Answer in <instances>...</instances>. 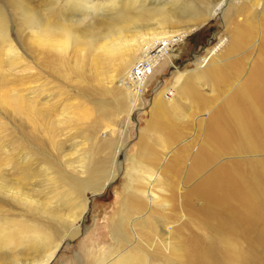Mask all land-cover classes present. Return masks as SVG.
I'll list each match as a JSON object with an SVG mask.
<instances>
[{
    "label": "bare ground",
    "instance_id": "1",
    "mask_svg": "<svg viewBox=\"0 0 264 264\" xmlns=\"http://www.w3.org/2000/svg\"><path fill=\"white\" fill-rule=\"evenodd\" d=\"M34 1L44 5L35 7ZM178 1L0 0V108L2 115H20L17 137L22 139L10 141L0 122V264H51L66 243L82 234L81 222L90 209L91 197L85 191L87 185L94 184L84 179L87 156L67 159L64 150L67 141L77 145L75 138H70L72 130L65 116L71 117V106L66 108L62 96L58 99L50 92L49 80L43 77L52 64L49 50L57 52L64 64L70 52L81 59L80 70L86 80H93L92 74L86 75L87 67L93 68L98 58L104 60L103 79L93 69L94 81L101 83V95H106L113 82L124 86L128 110L119 104L112 110V125L123 128L143 109L142 95L148 82L141 93L128 86L130 70L143 53L160 42L184 40L215 15L226 14L232 2L245 0L216 1L204 21L197 19L195 8L187 1ZM255 2L252 6L256 7ZM173 20L184 25V31L168 28ZM261 30L264 48V26ZM223 41L211 48L205 59L197 60L194 71L174 68V84L155 90L150 124H158L165 111H176L179 101H187L196 89V83L222 75L224 58L218 60L217 70L204 69L219 56V49L226 47L227 40ZM237 45L229 47L226 55ZM116 54L118 60L109 62L108 57ZM235 66L241 69L237 63ZM106 73L112 80L107 84ZM61 74L64 78V69H59L58 79ZM167 93L169 97H165ZM160 98L169 100L159 103ZM234 101L238 105L233 104L235 111L226 109L228 102L210 118L204 146L183 179L186 184L200 180L221 156H264V59L237 89ZM97 104L104 115L109 113L106 99ZM128 142L119 140L107 173L92 172L91 180L96 182L93 196L101 195L119 178V169L128 159ZM11 143L18 144L16 150ZM166 159L151 158L149 165L134 161L130 180L135 185L126 192L122 219L111 227L116 250L95 264H264V255L258 253L261 238L254 236L264 220V168L258 171L264 160L217 166L193 189L185 192L181 183L170 193L162 181L166 173L161 167L168 163ZM46 165L53 169V177L46 172ZM238 242L243 244L241 248Z\"/></svg>",
    "mask_w": 264,
    "mask_h": 264
},
{
    "label": "rangeland",
    "instance_id": "2",
    "mask_svg": "<svg viewBox=\"0 0 264 264\" xmlns=\"http://www.w3.org/2000/svg\"><path fill=\"white\" fill-rule=\"evenodd\" d=\"M183 1H187L195 8L197 19L204 21L208 19L210 9L216 6V1L218 0H179L178 2L181 3ZM248 1H250V3H248ZM254 2L255 4L257 3L256 7L252 6ZM34 4L35 7L44 5L36 1H34ZM263 26L264 0H245L240 3H236V1L232 2L226 14L215 15L206 25L192 32L191 35L187 36V38L169 53L170 55L165 57L161 65L159 64L156 68L157 71L148 81L147 89L143 92V109L137 111L135 119L129 121L125 126L126 129L123 127L124 130H122L123 128L122 126L120 127V125L116 128L112 125V119L114 118L113 109L117 107V104H119V107L121 106V108H124V110H128V94L124 86H120L118 83L113 82L109 89L106 88V95H101V83L98 80L94 81L95 78H97L92 73L94 71L99 78L103 79V67L106 65L104 60L98 58L97 62L93 63V68L87 67L86 75L88 74L87 76H90L92 74L93 80H86L82 77L84 71L80 70L82 65V62H80L81 59L78 60V58H73L70 52L64 64L63 61L60 62L58 60L60 55L57 52L49 50L52 58L50 57L48 61L52 64L51 68L47 69L48 73H43V77L49 80L47 83L50 92L52 94L54 93L58 99H61L62 96L63 99L61 100L67 102L66 108L70 106V108H72H69V111H72L71 117H68V113H66L65 116L66 121L69 123L68 127L72 130V136H70V138H75L74 141L77 145L72 146L73 141L66 142L64 146V150H66L65 153L68 155L66 158L71 160L75 159L77 161L83 154L86 155V167H88V172L84 176V179L90 180L94 184V186H86L85 194L91 197V202L90 209L81 222L82 234L75 240L66 243L51 264H95L97 259L100 257L106 258L107 254H111L116 250V245L111 237V227L114 223L122 219L126 192H128V188L135 185V183L130 180V175L134 174V161H141L144 165H149V163H151V158H157V160L162 161L164 156L167 157L166 160L168 163L161 167V169H163V174L166 173L163 175L164 179L162 178V181H164L163 188L171 193L172 188L174 186H181V183L184 184V186H181L183 191L186 192L193 189L200 180L211 174L212 171L214 172L218 169L216 168L217 166H224L227 164H236L239 166L240 164L242 165V161L245 164L246 162H253L257 158L262 161L264 160V156L254 157V159L251 157L241 156L236 158L224 155L219 157L216 162L206 170L207 172L205 171V173L200 176V180H193L191 181L192 183L189 182L187 184L184 181L185 174L190 170L195 160L194 158L197 156L202 146H204L206 132L208 131L207 124L210 118L222 107L226 108L225 105H227L228 102L229 107L227 106L226 109L230 111H235L237 109L235 106L238 105L234 101V95L237 89H239L240 85L249 77L255 64L264 59V48L262 46L261 37V29ZM168 28L178 32L184 31V25L177 20H173L170 26L168 25ZM13 30L14 38L16 39V30ZM178 36H180V34ZM214 38L215 40H213ZM223 40H227L225 42V44H227L226 47H221V49H219V56L216 59H211L209 65L204 69L205 71L207 69L211 71L217 70L218 66H220L218 60L224 58V67L222 69L220 68L221 74L224 75L223 78L221 75L217 78L218 80L220 79L219 81L217 79L208 78L196 83L194 86L196 89L190 93L187 101H179L181 103L177 105L176 111H165L158 117L160 118L158 124H150V122L153 121L152 117L155 110L152 100L157 98L155 90H165L174 84L177 74L174 68H178L182 72L194 71L197 69V62L205 59L209 50L219 45V41ZM236 43H238L237 47L235 46L236 49L233 50V52L230 51L231 53L228 52V55H226L228 48L232 45L234 47ZM86 55L91 56L88 53H86ZM118 56L119 54L109 56V62L118 60L115 58ZM41 57L42 56H40V58ZM167 57H170V59L167 60ZM33 61L37 62L36 59ZM59 63H61V65H58ZM236 63L241 66L239 71L235 68ZM91 64L92 59H90V65ZM53 65L57 70H52ZM33 67L37 66L33 65ZM59 69H64V78L61 74L62 78L58 79L57 75ZM91 69L92 71H90ZM38 74L39 72L37 71L36 76H38ZM108 77L106 73V84L107 82H112L111 78ZM66 78L68 79L66 80ZM160 81H162L161 85L158 86ZM103 99H106V107L107 111H109L106 115H104L105 111H102L103 109L99 108L97 104L98 101H102ZM167 100L169 99L160 98L159 103H165ZM2 112L3 109L0 108V122L4 126L3 129L6 130L5 132L8 131L6 133L8 138L10 141L18 139L22 142V139L17 137L20 135V132L17 130L18 126L21 124L20 115L18 117H13V115L8 113L5 116L1 114ZM22 120H25V117H23ZM120 132H122L121 137ZM119 140L121 143L129 141L128 148L126 149V156L128 159L123 161L122 168L119 169L121 172L119 178L101 195L93 196L96 182L91 180L93 176L92 172L97 171L98 174L108 172L113 163ZM24 143L25 142H23V144ZM10 145L13 150H16L15 148L18 147V144L15 146L11 143ZM249 158H251V160H249ZM45 167L47 168L46 172H48V174L50 173L49 176L51 175L50 177H53L55 175L53 169L48 165ZM262 167L264 168V165L258 166L259 170H257L262 171ZM91 168L92 171H90ZM171 172H173V174ZM262 197L264 198L263 195ZM196 206H199V204L197 203ZM261 228H264V220L258 227L259 231L254 235H257L259 239L261 238L260 242L262 245H260L258 253L263 256L264 229ZM54 229H57V225H55ZM241 231L242 230H240V233ZM239 244H241V242H238V245ZM242 246L243 244L240 245V248ZM261 256L260 259L262 258Z\"/></svg>",
    "mask_w": 264,
    "mask_h": 264
},
{
    "label": "built area",
    "instance_id": "3",
    "mask_svg": "<svg viewBox=\"0 0 264 264\" xmlns=\"http://www.w3.org/2000/svg\"><path fill=\"white\" fill-rule=\"evenodd\" d=\"M213 40H215V38ZM182 41L183 40H167L165 44L164 42H160L156 44L152 49L144 52L142 57H140L134 63L130 70L128 85L130 89L135 93H141L159 61H161L167 54L175 49ZM169 96L170 93H167L165 95V97Z\"/></svg>",
    "mask_w": 264,
    "mask_h": 264
}]
</instances>
